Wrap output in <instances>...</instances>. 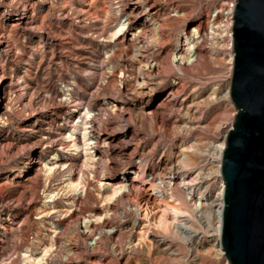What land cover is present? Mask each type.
I'll return each mask as SVG.
<instances>
[{
  "label": "rangeland",
  "instance_id": "obj_1",
  "mask_svg": "<svg viewBox=\"0 0 264 264\" xmlns=\"http://www.w3.org/2000/svg\"><path fill=\"white\" fill-rule=\"evenodd\" d=\"M124 1L0 0V77L4 78L0 81V264H24V254L36 256L37 249L47 245L51 248L41 264H51L53 257L63 254L61 246L67 242L74 244L75 261L83 263L89 256L92 264H224L211 245L217 201L212 145L222 140L236 116L230 99L220 97L231 79L232 66L229 70L226 61L230 51L218 48L216 63L210 64L204 53L209 42L205 41L196 64L177 71L168 65L162 68L166 82L154 92L150 109L177 86L176 82L185 87L179 94L192 89L196 97L203 99L214 93L215 99L210 96L212 101L201 104L197 127L186 132L171 130V108L166 111L169 115L161 109V116L144 118L140 124L127 121L131 111L120 100L124 87L118 69L136 66L126 43L138 26L126 29L124 38L114 43L104 38L117 23ZM167 2H175L185 17L168 19L171 26L162 33L163 42L168 39L166 50L173 48L190 27L200 25L204 29L217 10L226 11L232 4L234 9L236 4L233 0ZM164 10L167 12V7ZM22 17L25 20H20ZM85 108L91 115L88 136L98 139L92 138L90 145L93 169L90 173L83 171L85 189L77 196L59 191L45 206V196L58 192L67 169L73 174L80 171L81 154L69 151L66 135ZM179 144L191 146L197 155L199 179L194 178L191 184L208 200L206 209L198 213L190 208L188 198L184 201L183 191H172L179 205L168 204L181 211L178 222L192 229L185 233L170 226L173 230L166 233L160 230L161 221L148 241L121 261L111 247L123 243L122 238H102L100 247L90 250L87 241L95 235L94 230L118 218L113 211L119 207L126 209L122 195L109 205L110 211L101 224L87 234L80 231L82 220L96 207L105 209L103 190L97 187L101 171L107 182H116L123 175L147 178L161 165L168 168L173 163ZM54 154L58 166L45 180L43 165ZM61 164H67V169L60 171ZM130 195L129 200L138 201L137 194ZM67 202L73 204L70 214L52 213L67 208ZM122 215L118 219L132 220L131 215Z\"/></svg>",
  "mask_w": 264,
  "mask_h": 264
},
{
  "label": "bare ground",
  "instance_id": "obj_2",
  "mask_svg": "<svg viewBox=\"0 0 264 264\" xmlns=\"http://www.w3.org/2000/svg\"><path fill=\"white\" fill-rule=\"evenodd\" d=\"M148 1L149 0H125L123 10H120L117 23L104 37L110 43H114L117 39L121 37L124 38L126 29L132 26H138L134 31L135 33L132 34L131 38L126 43V49L130 53L129 56L136 66H131L128 69L123 66L118 69V73L123 76L122 85L124 87V91L121 92L123 96L120 100L129 105V110L131 112L126 118L127 121L140 124L144 118L150 120L156 119L158 115H160L158 110L164 109L163 112H166L167 109L171 108L174 115H171L169 111L166 112L170 114H168L169 117L171 116V130L177 129L186 132L194 128V126L197 127L201 104L206 101L210 102V100L213 99L210 96L214 93L211 91V93L203 99L196 97L192 89L185 91L183 94L182 92L179 94L181 89L185 87L176 82L177 86L171 88L161 101L154 108L150 109V101L154 92L166 82V73L162 68L168 65L177 71L180 70L182 66L190 67L196 64L201 53L200 47L203 42L208 41L209 47H207L204 52L206 55V62L214 65L218 57L217 49L226 48L230 51L228 58L225 57L228 59L226 61L230 70L233 65V52L231 50L232 32L230 31L233 24V4L230 5L226 11L223 10L224 8L217 10V13L212 16L211 19H207L204 29L200 25L190 27L187 33L178 37V41L173 48L166 50L165 45L168 39L163 42L162 33L166 28H170L171 26L172 22H169L168 19L172 17L176 20H182L185 17V13L175 2H167L170 0H152L150 4H148ZM235 1L236 0H233L232 3L235 4ZM165 7H167V12L164 10ZM20 20H25V18L22 17ZM14 25H16V23ZM137 34L138 36L136 37ZM114 46L119 47L118 44ZM123 50V48H120V51ZM223 60L225 61V59ZM2 80H4V78L1 76L0 81ZM229 88L230 82L225 87L222 96H220L222 99L229 100ZM160 113H162V111ZM164 114L162 115L164 116ZM90 117L91 115L88 109L85 108L83 115L78 118L72 130L66 135V140L70 144V146H67L70 149L69 151L75 155L81 154L80 171L73 174L70 169H67V164L63 166L61 164L60 171L67 169L66 174L60 180L61 188L58 192L51 191L45 196V206H48L54 200V197L58 195L59 191L69 196H77L83 193L85 189L83 171L90 173L93 169L92 163L94 162V157L90 152L91 141L98 140L97 138L94 139L93 136L92 140V138L88 136V134L90 135V132H88V125L90 124L88 120ZM163 120L164 118L162 121ZM227 130V133L232 130L231 124ZM226 135L223 136L218 144L212 145L213 159L211 158L214 163V173L217 178V201L214 202L216 222L213 228L214 242L211 245L214 246L215 253L224 260V264H227V261L218 242V210L221 207L220 192L224 189V183L220 176L219 169L221 164V153L225 150L224 141ZM57 159L58 156L54 154L50 160L43 165V177L45 180L54 175V171L58 166L56 162ZM197 160L198 157L193 152L191 146L187 147L186 145L179 144L173 163L168 168L166 164L161 165L159 169L150 173L147 178L138 179V174L134 175L132 178L123 175V177L118 178L116 182H107L103 175L104 171L102 170V176L97 180V187L103 190L101 200L105 209L102 210L96 207L95 211L97 212L94 211L90 216L82 220L80 231L82 234H87V232L94 229L97 223L101 224L102 222L100 221L107 217V213L110 211L109 205L122 195L126 198L124 200L126 209L121 208V210L119 207L113 211V213L119 218L123 211L122 216L125 217L129 214L132 216V220H120L116 218L112 221L103 222L100 229L94 230L95 235L92 234L93 237H95V242L90 245V250H95L100 247L102 238L108 237L114 239V241H116L115 239L122 238L124 242L121 243L123 245L118 243L115 245L113 244L111 247V252L121 261L132 255L133 251H135L136 248L138 249L142 242L144 243V240L148 241L146 239L150 235H153L154 229H157L161 221L163 228H160V230L166 233L173 230L172 228L170 229V226L185 233L189 232L192 228L190 229L186 224L180 221L178 222L177 220L181 211L168 204V202L179 205V202L173 198L172 191L181 190L183 192L180 194L184 201L186 202L188 198V204L194 212L199 213L204 211L202 209L208 205V200L205 199L203 195L199 194V191L191 184L194 178L199 179L197 178L200 174V172H198L199 169L197 170L195 168ZM130 194H137L138 201L135 202L133 201L134 199L129 200V197L133 196ZM72 205V202H67L65 205L67 208L60 209L59 211H52V213H60L61 215H65L66 213L70 214ZM168 229L170 230L168 231ZM73 245L67 242L64 246H61L63 254L60 252L61 256L53 257V259L50 260L51 264H82L83 261H75L74 259L75 247ZM50 248V245L41 246L37 249L38 252L36 256H33L28 251L29 253L23 256V263L41 264ZM86 258L88 260H85L86 262L83 264H92L89 261L90 257L87 256ZM102 260L104 261L106 258L103 257Z\"/></svg>",
  "mask_w": 264,
  "mask_h": 264
},
{
  "label": "water",
  "instance_id": "obj_3",
  "mask_svg": "<svg viewBox=\"0 0 264 264\" xmlns=\"http://www.w3.org/2000/svg\"><path fill=\"white\" fill-rule=\"evenodd\" d=\"M232 20L236 116L220 158L218 242L227 264H264V0H236Z\"/></svg>",
  "mask_w": 264,
  "mask_h": 264
},
{
  "label": "built area",
  "instance_id": "obj_4",
  "mask_svg": "<svg viewBox=\"0 0 264 264\" xmlns=\"http://www.w3.org/2000/svg\"><path fill=\"white\" fill-rule=\"evenodd\" d=\"M87 242V245L90 247V245H92L94 242H95V238L91 237L90 240H88Z\"/></svg>",
  "mask_w": 264,
  "mask_h": 264
}]
</instances>
